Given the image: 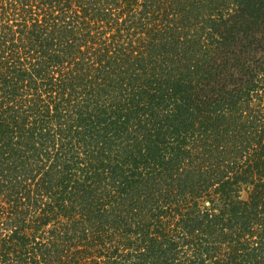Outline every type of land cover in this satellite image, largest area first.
Returning <instances> with one entry per match:
<instances>
[{"label": "trees", "instance_id": "trees-1", "mask_svg": "<svg viewBox=\"0 0 264 264\" xmlns=\"http://www.w3.org/2000/svg\"><path fill=\"white\" fill-rule=\"evenodd\" d=\"M0 264H264V0H0Z\"/></svg>", "mask_w": 264, "mask_h": 264}]
</instances>
